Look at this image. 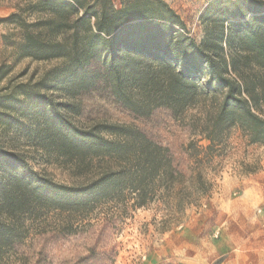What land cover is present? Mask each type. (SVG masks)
I'll return each instance as SVG.
<instances>
[{"label": "trees", "instance_id": "16d2710c", "mask_svg": "<svg viewBox=\"0 0 264 264\" xmlns=\"http://www.w3.org/2000/svg\"><path fill=\"white\" fill-rule=\"evenodd\" d=\"M35 1L47 18L30 25L17 52L62 66L34 85L1 89L0 126L31 137L80 182L55 183L0 147V253L21 241L23 216L55 213L56 229L75 234L104 210L123 217L156 203L182 209L171 208L184 194L183 175L167 148L132 127L78 126L80 105L56 94L74 100L102 86L137 117L166 109L208 142V154L224 148L232 130L264 145V0L210 1L200 42L163 0L97 11L84 0ZM6 75L1 67L0 82Z\"/></svg>", "mask_w": 264, "mask_h": 264}, {"label": "rangeland", "instance_id": "374dc122", "mask_svg": "<svg viewBox=\"0 0 264 264\" xmlns=\"http://www.w3.org/2000/svg\"><path fill=\"white\" fill-rule=\"evenodd\" d=\"M163 1L200 42L204 28L199 17L212 0ZM122 2L103 0L99 5L97 0H84L94 11L101 4L119 10ZM11 15L15 17L9 20ZM46 18L35 0H0V68L7 71L0 90L21 83L34 85L62 66L61 61L36 62L17 52L24 32L35 30L30 25ZM55 96L61 103L80 105V115L73 118L78 126L132 127L167 148L175 169L183 175L177 188L184 194L171 208L181 202L182 209L170 211L156 203L123 217L104 210L75 234L56 229L59 217L55 213L34 219L23 216L16 221L21 224L22 239L1 251L0 264H254L264 260V145H249L238 130H232L224 148L208 154V142L193 136L166 109L137 117L120 107L102 86L74 100ZM0 147L23 157L35 172L55 183L80 182L26 134L0 126Z\"/></svg>", "mask_w": 264, "mask_h": 264}, {"label": "crops", "instance_id": "0c3cea01", "mask_svg": "<svg viewBox=\"0 0 264 264\" xmlns=\"http://www.w3.org/2000/svg\"><path fill=\"white\" fill-rule=\"evenodd\" d=\"M254 264H264V260H258V261H255Z\"/></svg>", "mask_w": 264, "mask_h": 264}]
</instances>
